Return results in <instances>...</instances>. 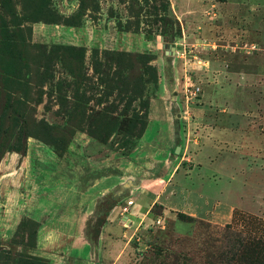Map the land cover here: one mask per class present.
<instances>
[{
  "label": "rangeland",
  "instance_id": "rangeland-1",
  "mask_svg": "<svg viewBox=\"0 0 264 264\" xmlns=\"http://www.w3.org/2000/svg\"><path fill=\"white\" fill-rule=\"evenodd\" d=\"M25 2L13 0L16 20L9 16L5 19L10 29L16 23L20 26L17 31L23 60L20 64L3 54L0 22V84L9 96L15 92V99L24 105L21 108L19 102H14L19 114L24 115L23 118L19 116V122L1 120L0 143H5L6 147L13 145L23 126L31 135L39 120L60 126L65 124L62 117L56 116L54 100L44 97L41 104L37 102L42 88L37 86L34 75L35 45L48 48L56 44L83 46L87 50L86 65L90 67L91 50H119L124 33L159 35L162 5L166 3L164 0H86L88 5L96 2L99 10L81 14L78 0H52L54 7L65 18L69 17L67 21L78 24L67 27L62 24L63 20L59 25L34 22ZM238 2L229 1L235 13L228 16L215 6L204 14L201 12L202 17L185 23V28L178 22L173 32L165 31L166 35L174 33V38L165 41L161 36L150 48L157 82L146 86L145 95L150 101L149 128L144 133V140L142 137L129 155L121 149L122 137L114 134L105 146L95 144L86 150L88 156L92 155L89 150L100 152L95 161L102 164L89 166L77 159L80 152L76 147L84 149L94 141L77 132L79 137L68 158V172L63 174L61 167L52 163V184L57 192L60 188L57 182L64 180H73V184L75 180L76 183L83 181L82 189L94 191V196L95 191L102 195L109 190L110 203L115 206H111L107 218H98L90 231L96 236L106 222L105 230L113 240L97 245L103 253L100 264H228L237 252L238 239L246 238L264 246V0ZM96 33H100L99 42ZM252 44L259 50L247 51L245 47ZM91 72L89 70L88 74ZM195 88H199V93L196 98H191L189 92ZM187 96H190L188 101ZM161 100H165L164 104ZM48 101L51 102L48 104ZM166 101L168 105L173 103L174 126H170V121L168 126L165 124L166 117L162 119L167 110ZM3 104L0 99V114ZM45 105L51 110L46 111ZM171 129L179 130V140L174 145L167 143V135L173 134ZM216 129L224 133L222 140H216ZM207 139L221 148L211 153L207 161L197 160L194 155L203 151ZM32 142L43 146L41 149L45 152L41 155L46 159L52 160L56 156L51 146L31 137L26 139L25 155L7 153H16L22 160L23 156H28V145L31 150ZM176 147H180L178 152H175ZM108 155H113L114 160L111 158L110 161L114 164L107 163L104 156ZM145 159L146 163L141 165ZM221 160L225 161V169L217 170V173L208 172L207 168L206 172L209 162L213 168ZM24 165L25 174L20 173L23 168L17 161L9 172L19 171L20 191L26 197L18 195L12 185L17 178L5 179L6 174H0L4 178L0 185L3 217H11L7 214L8 208L24 205L26 209L31 205V195L23 186L28 182L25 176L29 171L28 159ZM164 165H169L168 169ZM140 166L147 169V178L152 181L150 187L147 186L148 191L153 196L160 195L161 200L148 214H141L146 217L135 229L136 226H129V219L134 221L131 217L133 203L129 199L133 196L123 199L119 196L128 179L133 181V189L136 187L134 181ZM84 167L93 170L84 173ZM112 194L115 199L111 198ZM101 197L104 203V197ZM20 218L17 227L12 226V222H0V246L9 248L12 256L16 251L31 255V246L35 244L38 223L28 217ZM95 252L93 248L91 256ZM4 257L0 250V264H4Z\"/></svg>",
  "mask_w": 264,
  "mask_h": 264
},
{
  "label": "trees",
  "instance_id": "trees-1",
  "mask_svg": "<svg viewBox=\"0 0 264 264\" xmlns=\"http://www.w3.org/2000/svg\"><path fill=\"white\" fill-rule=\"evenodd\" d=\"M78 1L81 14L95 12L99 8L96 2L95 5H88L86 0ZM164 1L166 3L162 5L160 35L170 40L175 34L166 35L165 31L173 32L177 22L168 16L169 4L167 0ZM25 4L27 10H31L34 22L59 25L63 20L62 24L67 27L78 26L71 20L67 21L69 17L65 18L54 7L52 0H26ZM8 16L16 20L13 0H0L3 54L20 64L23 61L22 52L19 50L20 35L17 33L20 26L16 23L10 29L5 20ZM34 48V75L37 86L42 88L37 95V102L41 104L44 97L54 100L57 106L56 116L62 117L65 124L60 126L39 120L31 135L25 131L24 126L21 127L13 145L6 147L5 143H0V160L7 152L25 154L28 137L51 146L54 154L61 158L77 132L86 134L101 145H106L114 134L119 135L122 137L121 149L129 155L137 147L148 125L150 101L145 95L146 86L157 82V69L152 64V55L93 48L91 64L87 67V50L83 46L56 44L48 48L38 44ZM89 70L92 71L91 75L88 74ZM7 94L0 84V99L4 102L0 124L2 119H10L13 123L19 122V116H24L16 109L15 101L21 104V108L24 106L15 99L16 93L13 92L12 96ZM49 102L51 101L48 104ZM45 110L51 109L45 105ZM35 234L36 232L34 239ZM236 243L237 252L228 260V264H264L262 244L246 238H240ZM2 251L5 254L4 264H53L49 260L31 255L15 253L12 256L10 251Z\"/></svg>",
  "mask_w": 264,
  "mask_h": 264
},
{
  "label": "crops",
  "instance_id": "crops-1",
  "mask_svg": "<svg viewBox=\"0 0 264 264\" xmlns=\"http://www.w3.org/2000/svg\"><path fill=\"white\" fill-rule=\"evenodd\" d=\"M61 1L65 2V0ZM169 1L170 4L168 9V16L172 20L177 22V24L179 22L184 28V25H186L185 23L192 22L193 20L202 17L203 14L207 10H209L210 7L213 8L217 6L221 9V11H223V14H227L226 16L235 13L234 11H232L234 8L232 9L229 4L230 0ZM244 1L247 2V0H239L238 3L243 4ZM201 12L203 14H201ZM122 35H124V37L122 38L123 44L119 48V50L148 54H153V51L149 50L156 43H158V40L161 37L160 34H155L154 37H149L143 35V33L133 34L129 32L124 33ZM95 36L97 37V41L99 42L101 37L100 33H96ZM161 46L164 47L163 42ZM165 54L167 53L165 52ZM164 62L167 61L164 60ZM163 76H165V74ZM223 78L226 79L227 77L223 76ZM164 101H162L163 104ZM165 103L167 110H164L162 119L166 117L167 120H165V124L168 126L170 121V126H174L175 122L173 118V103L169 102V105L167 101ZM148 128L149 127L146 128V131L148 130ZM216 130L217 131L214 132L216 140H222L224 137V133L220 132L221 129ZM172 131L173 129H171V132ZM175 131L177 133L173 131L172 135H167V143L169 142L174 145L179 140V130ZM78 137L79 135L76 134L72 138L71 143L68 146L67 152L61 158L54 156L52 160L46 159L41 155L43 151L45 152V149H41L43 146L32 142L31 150L29 147L30 145H28V156H23L22 160L18 159L20 156H18V154L16 153H7L0 160V174H6V176L4 177L5 179L14 180L17 178L16 183H12V185L16 187V192L18 195L22 194V196H25L20 191L19 180L21 177L19 176L22 172L23 174L26 173L24 172V163L25 159H28L29 171L25 175L26 178H28V182L26 184L23 183V186L26 188V192L28 193V195H31V202L29 203L31 205L29 206V208L26 207L25 209L24 205H22L19 208L11 207L7 209V214L9 216L11 215V217H3L2 212L4 210H1L2 208H0V222H12L13 224L11 225L17 227L20 220L22 219L20 218V216H24L31 218L32 221L38 223V229L35 234V244L33 247H31V255L49 260L53 264H100L103 261V259H101L103 253L101 254L102 250L100 251V249H97V245H103L106 242L113 241L110 239L111 237L108 236L107 231L105 230L107 226L106 222H103V225L101 226L100 231L96 236L90 233L91 228L95 226L96 220L101 216L107 218L108 212L112 208L111 206H115L114 203H110L111 201L109 200L108 196L109 190H107L102 195H99L100 193L95 191L94 196V191H92L91 188V193L88 192L89 190L84 191L82 189L83 181H79V183H76L75 180V184L72 183L73 180H71V182L65 180L62 182H57V184L60 185L58 192L54 189L55 187L52 184V173L54 172V165H52V163L57 164L59 167H61V171L63 174L64 172H68L67 169L70 166V164L68 163V158L71 154L72 145L74 144L76 139H78ZM212 142L213 140L207 139L205 145L203 146V151L198 153L197 155H194V157L197 160L207 161L211 153L216 152L219 148H221V146L217 147L216 145H213L214 143ZM95 144L99 143L95 141L92 143L89 142L84 149L81 146L76 147V150L80 152L79 157H77V159L79 161L82 160L81 162L89 164V166L96 164L101 165L102 163L100 161H95V158L99 157L100 152L95 153L89 150V153L91 154L92 152V155H85L86 150L90 149L92 146H95ZM30 153H32L31 156ZM112 156L113 155L104 156L105 159H107L108 164H110V159L112 158ZM12 160L13 167L15 161L18 162V166H22L23 169L21 168L22 171L20 170V173L19 171L17 173L9 172L13 169H10V167L12 166ZM146 160L147 159L141 161V165L144 164ZM74 163L78 168V163L76 162V159ZM111 163L114 164L113 161ZM209 163L207 164L206 172L208 170L207 168H209L208 172L215 171L217 173H219L217 170L221 172L222 169H225V161L223 160L219 161L218 163H215V166L213 168L210 167L211 165H209ZM164 166L167 169L169 167V165ZM88 168L89 167H87V170H85L84 167L82 169L83 172L85 173V171H88ZM165 168L163 170L164 175L165 173H167ZM16 169L17 167H15V170ZM92 170L93 169L91 168V170L89 171ZM146 170V168L142 169V166H140V172L136 177L137 179L134 181V186H136L135 188L141 187L140 191H135V188L133 189L132 186L133 184H131V182L133 181H130L128 179L127 183L125 184L124 191L121 193V196H119L120 199L133 196L129 198L130 201L133 203V207L131 209V217L134 218V221L132 219H129L130 228H133L134 226H136L135 229L138 228L146 217L141 216V214H148L155 204H160V195L153 196V193L148 191V187H150L152 181L150 179L148 180ZM4 178L3 175H0V185L2 184V180H4ZM164 178L165 177H161V179ZM147 193H150V196ZM87 196H92V199L88 200ZM101 196L104 197V203H102L103 199ZM25 197L22 198L23 201ZM111 198L115 199V194H112ZM136 219H140V221L137 222ZM93 248L94 250H96V252L94 256H91V251Z\"/></svg>",
  "mask_w": 264,
  "mask_h": 264
},
{
  "label": "built area",
  "instance_id": "built-area-1",
  "mask_svg": "<svg viewBox=\"0 0 264 264\" xmlns=\"http://www.w3.org/2000/svg\"><path fill=\"white\" fill-rule=\"evenodd\" d=\"M245 48L247 49V51H257V50H259V47H257L254 44H252L250 46H247ZM198 93H199V88H195L194 90H192L191 92H189L191 98H196V96L198 95ZM189 97L187 96V101H188V99H190ZM124 210H126V209H124Z\"/></svg>",
  "mask_w": 264,
  "mask_h": 264
},
{
  "label": "flooded vegetation",
  "instance_id": "flooded-vegetation-1",
  "mask_svg": "<svg viewBox=\"0 0 264 264\" xmlns=\"http://www.w3.org/2000/svg\"><path fill=\"white\" fill-rule=\"evenodd\" d=\"M66 1V0H65ZM162 38H164V37H162ZM164 40L166 41V39L164 38ZM165 48H167V46L165 47ZM170 49L172 50V48L170 47ZM174 49V48H173ZM173 51V50H172ZM74 137V136H73ZM26 147H27V145H26ZM27 150V149H26ZM22 155H25V154H22ZM0 250L2 251V250H5V251H10V249L9 248H2L1 246H0ZM15 253H20L19 251H16ZM32 256V255H31ZM35 257V256H34Z\"/></svg>",
  "mask_w": 264,
  "mask_h": 264
},
{
  "label": "water",
  "instance_id": "water-1",
  "mask_svg": "<svg viewBox=\"0 0 264 264\" xmlns=\"http://www.w3.org/2000/svg\"><path fill=\"white\" fill-rule=\"evenodd\" d=\"M172 50H174V49L172 48ZM179 149H180V147H176L175 152H178Z\"/></svg>",
  "mask_w": 264,
  "mask_h": 264
}]
</instances>
